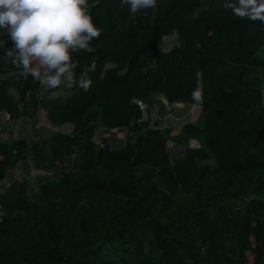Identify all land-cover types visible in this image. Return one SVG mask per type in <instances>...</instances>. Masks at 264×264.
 <instances>
[{"label":"trees","instance_id":"16d2710c","mask_svg":"<svg viewBox=\"0 0 264 264\" xmlns=\"http://www.w3.org/2000/svg\"><path fill=\"white\" fill-rule=\"evenodd\" d=\"M223 5L157 0L133 15L88 0L102 34L73 54L77 78L96 61L87 92L25 78L0 47V264H264V23ZM157 95L200 113L173 132L134 100ZM114 129L123 145L104 142Z\"/></svg>","mask_w":264,"mask_h":264},{"label":"clouds","instance_id":"9594fccd","mask_svg":"<svg viewBox=\"0 0 264 264\" xmlns=\"http://www.w3.org/2000/svg\"><path fill=\"white\" fill-rule=\"evenodd\" d=\"M120 6H129L134 15L154 11L157 0H120ZM223 6L236 17L264 23V0H224ZM87 8L88 0H0V47L10 42L6 58L22 69L25 78L30 75L49 90L78 86L90 91L95 59L77 78L79 60L73 58V54L95 52L93 41L102 34ZM178 36L174 31L173 38ZM196 77L191 97L201 104V74L197 72Z\"/></svg>","mask_w":264,"mask_h":264},{"label":"rangeland","instance_id":"374dc122","mask_svg":"<svg viewBox=\"0 0 264 264\" xmlns=\"http://www.w3.org/2000/svg\"><path fill=\"white\" fill-rule=\"evenodd\" d=\"M148 103V110L150 113L149 119L155 123L158 122L161 126H171L174 130L173 132H177L181 125L189 119H196L200 113V107L194 105H186L185 103H170L163 95H157L153 103ZM164 105V107H162ZM40 122L43 123L46 120L44 111L39 112L38 114ZM4 118V116H0V119ZM7 119V117L5 116ZM21 124L24 125L23 122ZM17 130V129H16ZM18 132V131H16ZM126 129H122L119 132L115 133L116 135L112 137H108L110 132L105 130H101L97 134L98 139H103L104 137H108L104 139L108 145L119 146L123 145L126 142ZM181 143L175 142L172 139L169 140V150L173 155L179 156L184 154L181 146ZM192 145H197L195 142L191 141ZM183 145V144H182ZM68 160V159H66ZM66 160L60 161V166L62 168L71 167L73 162L71 160L70 163L66 164ZM22 169H16L14 174L16 176H22ZM26 171L29 172V178L34 182L35 176L40 175L43 172V169L37 167L35 163L30 160L28 165L26 166ZM13 175V174H12ZM38 193L37 190H33V194L36 196Z\"/></svg>","mask_w":264,"mask_h":264},{"label":"built area","instance_id":"2783aa9c","mask_svg":"<svg viewBox=\"0 0 264 264\" xmlns=\"http://www.w3.org/2000/svg\"><path fill=\"white\" fill-rule=\"evenodd\" d=\"M139 105L140 107L142 108V111H143V118L145 119H149V116H150V113H149V110H148V103L142 99H139V98H135L134 99ZM182 103V102H180ZM196 106V105H194ZM199 107V106H198ZM7 117L9 118L10 117V114L8 112L5 113L4 117ZM193 142H195L197 144V146L200 144L198 140L194 139L192 140Z\"/></svg>","mask_w":264,"mask_h":264},{"label":"water","instance_id":"95a60500","mask_svg":"<svg viewBox=\"0 0 264 264\" xmlns=\"http://www.w3.org/2000/svg\"><path fill=\"white\" fill-rule=\"evenodd\" d=\"M183 150V152L185 153L186 152V146L185 145H182V144H179Z\"/></svg>","mask_w":264,"mask_h":264},{"label":"crops","instance_id":"0c3cea01","mask_svg":"<svg viewBox=\"0 0 264 264\" xmlns=\"http://www.w3.org/2000/svg\"><path fill=\"white\" fill-rule=\"evenodd\" d=\"M120 130H118V129H114V130H112L111 131V133H112V136H113V134L115 133V132H119ZM114 137V136H113ZM23 170H21V172H22Z\"/></svg>","mask_w":264,"mask_h":264}]
</instances>
